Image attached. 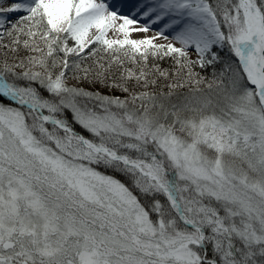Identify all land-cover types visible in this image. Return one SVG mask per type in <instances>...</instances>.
Listing matches in <instances>:
<instances>
[{
	"label": "snow or ice",
	"instance_id": "obj_1",
	"mask_svg": "<svg viewBox=\"0 0 264 264\" xmlns=\"http://www.w3.org/2000/svg\"><path fill=\"white\" fill-rule=\"evenodd\" d=\"M0 264H264V0L0 7Z\"/></svg>",
	"mask_w": 264,
	"mask_h": 264
},
{
	"label": "bare ground",
	"instance_id": "obj_2",
	"mask_svg": "<svg viewBox=\"0 0 264 264\" xmlns=\"http://www.w3.org/2000/svg\"><path fill=\"white\" fill-rule=\"evenodd\" d=\"M10 3H11V0H7L6 3L0 4V7H7ZM109 37H110V38H121V37H119L118 35H114V34L111 33V32L109 33ZM133 38H138V37L134 35Z\"/></svg>",
	"mask_w": 264,
	"mask_h": 264
},
{
	"label": "rangeland",
	"instance_id": "obj_3",
	"mask_svg": "<svg viewBox=\"0 0 264 264\" xmlns=\"http://www.w3.org/2000/svg\"><path fill=\"white\" fill-rule=\"evenodd\" d=\"M122 38V37H121Z\"/></svg>",
	"mask_w": 264,
	"mask_h": 264
}]
</instances>
